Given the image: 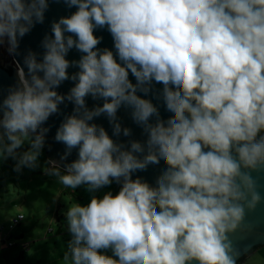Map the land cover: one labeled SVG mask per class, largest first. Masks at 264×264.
Segmentation results:
<instances>
[{"label": "clouds", "instance_id": "obj_1", "mask_svg": "<svg viewBox=\"0 0 264 264\" xmlns=\"http://www.w3.org/2000/svg\"><path fill=\"white\" fill-rule=\"evenodd\" d=\"M65 2L77 10L53 24L42 62L29 53L30 79L18 68L22 87L0 104V128L9 142L0 154L11 156L57 112L64 97L54 89L69 79L70 63L79 68L67 98L76 111L85 108L84 115L68 117L55 137L66 155L78 148V159L67 174H55L72 189L123 183L115 195L68 208L76 246L65 264H235L228 234L264 199L251 174L264 171V0ZM47 6V0H0V44L7 37L14 52L17 36L34 20L42 22ZM97 28L110 32L115 55L97 48ZM73 47L84 55L70 62L65 56ZM153 82L163 85L166 109L173 113L166 122L137 95L147 94ZM89 95L102 98V107L87 110ZM122 105L132 108L148 134L142 159L136 155L144 153L141 143L122 150L103 127L89 123L101 114L114 121ZM153 115L158 119L150 124ZM120 130L116 124L114 132ZM46 131L32 147H42ZM36 158L26 152L17 170ZM161 159L167 168L156 187L132 178ZM109 249L112 256L105 254Z\"/></svg>", "mask_w": 264, "mask_h": 264}, {"label": "water", "instance_id": "obj_2", "mask_svg": "<svg viewBox=\"0 0 264 264\" xmlns=\"http://www.w3.org/2000/svg\"><path fill=\"white\" fill-rule=\"evenodd\" d=\"M48 6L44 11V18L42 22H36L34 20L33 26L23 36H17L18 46L14 52H11L12 59L16 64V67H12L9 72L4 66L0 65V104L8 96L9 92L17 88L22 87L18 76V68H23L25 76L30 79L27 65L25 64V58L32 53L35 55L37 62H42L46 49L44 47L45 38L52 39L53 36V24L58 22L62 17H70L77 9L76 7H70L65 0H47ZM70 35L65 33V37ZM96 37H101L100 43L97 48L101 51L108 49L113 51L115 55L114 41L110 32L106 28H97L94 31ZM4 39V38H3ZM84 53L79 52L75 47L70 49L65 58L70 61H79ZM79 72V68L75 64H71L67 69L69 79L64 80L54 90L64 97L63 101L58 103L57 112L53 113L48 119L42 123L36 130L40 134L42 129H47L43 133L44 141L43 146L46 149V157L49 162L55 166H58L67 171V166L78 159V148H73L67 155L66 146L55 139L56 134L62 124L70 116H83L85 108L76 111V105L73 101L67 97L71 89L75 86L76 81L71 77ZM38 75L43 76L42 72ZM129 79L133 84H136L135 78L129 73ZM137 95L142 98L148 99L158 109L159 119L167 121V119L173 115V113L167 111L166 105L163 99V85L153 82L150 86V91L145 94L141 91H137ZM105 101L102 98H93L91 95L85 98V106L87 110H93L96 107H102ZM3 109L0 108V116H2ZM158 117L153 115L149 123L155 124ZM90 124L94 123L98 127H103L110 138L120 145L122 150H131L132 142H139L144 146V153H136L141 159L143 155L147 154V139L148 134L144 130V126L134 121L132 117V108L128 106H121L116 113L114 121L109 120L106 114L94 116ZM116 124L120 126L119 134L114 132ZM128 129L129 134L125 135L124 130ZM167 165L164 160L161 159L158 164H149L145 170H137L132 173V178H140L142 182L148 183L152 187L157 186V178L162 175L166 170ZM252 177L256 181V190L264 198V171H253ZM120 183H123L121 178ZM250 198V197H249ZM228 238L231 242L232 256L237 263L252 249L256 248L260 244L264 243V199L257 205L254 211H247L244 222L240 227L232 233L228 234Z\"/></svg>", "mask_w": 264, "mask_h": 264}, {"label": "rangeland", "instance_id": "obj_3", "mask_svg": "<svg viewBox=\"0 0 264 264\" xmlns=\"http://www.w3.org/2000/svg\"><path fill=\"white\" fill-rule=\"evenodd\" d=\"M4 41L9 50L8 40ZM9 63L16 67L13 59ZM35 137L29 133L11 156L0 154V264H65L64 257L71 259V249L76 246L68 227V208L73 203L86 205L93 196L115 195L122 186L115 180L92 191L87 185L75 189L64 186L55 172L64 175L67 171L49 162L43 145L32 147ZM8 143L0 128V150ZM26 152L36 153L37 158L32 166L21 164L17 170ZM20 213L23 218L9 229V223ZM22 241L30 242L29 249L22 248ZM105 254L113 255L111 249Z\"/></svg>", "mask_w": 264, "mask_h": 264}, {"label": "crops", "instance_id": "obj_4", "mask_svg": "<svg viewBox=\"0 0 264 264\" xmlns=\"http://www.w3.org/2000/svg\"><path fill=\"white\" fill-rule=\"evenodd\" d=\"M22 236V235H21ZM29 242V241H27ZM30 243V242H29ZM30 247V245H29ZM28 247V249H29ZM236 264H264V243L252 249Z\"/></svg>", "mask_w": 264, "mask_h": 264}, {"label": "flooded vegetation", "instance_id": "obj_5", "mask_svg": "<svg viewBox=\"0 0 264 264\" xmlns=\"http://www.w3.org/2000/svg\"><path fill=\"white\" fill-rule=\"evenodd\" d=\"M5 40L7 42L8 38L5 37ZM11 53H9V50L6 48L5 46V41L3 39V43L0 44V65L4 66L7 70L8 69H12L11 64L9 63V61L12 59ZM35 135H38L37 132L34 133ZM261 135H264V133H261ZM259 139V137H258ZM44 147V146H43ZM45 148V147H44ZM46 150V149H45ZM46 152V151H45Z\"/></svg>", "mask_w": 264, "mask_h": 264}, {"label": "built area", "instance_id": "obj_6", "mask_svg": "<svg viewBox=\"0 0 264 264\" xmlns=\"http://www.w3.org/2000/svg\"><path fill=\"white\" fill-rule=\"evenodd\" d=\"M22 218H23V214L20 213V214L16 217V219H14L12 222L9 223V229H12V228L15 226V224L18 223ZM10 244L12 245L13 243H10ZM29 245H30V243L27 242V241H22V242H21V246H22V248H23L24 250H27L28 247H29Z\"/></svg>", "mask_w": 264, "mask_h": 264}, {"label": "trees", "instance_id": "obj_7", "mask_svg": "<svg viewBox=\"0 0 264 264\" xmlns=\"http://www.w3.org/2000/svg\"><path fill=\"white\" fill-rule=\"evenodd\" d=\"M12 69H8L9 72H11ZM236 264V263H235Z\"/></svg>", "mask_w": 264, "mask_h": 264}]
</instances>
